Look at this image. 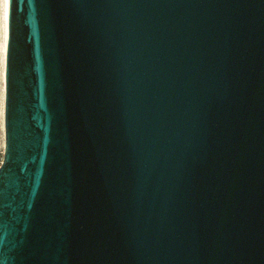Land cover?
<instances>
[{"label":"water","instance_id":"95a60500","mask_svg":"<svg viewBox=\"0 0 264 264\" xmlns=\"http://www.w3.org/2000/svg\"><path fill=\"white\" fill-rule=\"evenodd\" d=\"M0 264H264V0H8Z\"/></svg>","mask_w":264,"mask_h":264},{"label":"bare ground","instance_id":"6f19581e","mask_svg":"<svg viewBox=\"0 0 264 264\" xmlns=\"http://www.w3.org/2000/svg\"><path fill=\"white\" fill-rule=\"evenodd\" d=\"M1 1V12H0V28H1V48H0V76H1V98H0V114H1V127L3 126L2 121V110H3V63H4V53H5V43H6V19H7V8L8 0Z\"/></svg>","mask_w":264,"mask_h":264},{"label":"rangeland","instance_id":"374dc122","mask_svg":"<svg viewBox=\"0 0 264 264\" xmlns=\"http://www.w3.org/2000/svg\"><path fill=\"white\" fill-rule=\"evenodd\" d=\"M0 12H1V1H0ZM0 48H1V28H0ZM1 93H2V89H1V76H0V98H1ZM0 122H1V114H0ZM2 155H3V128L0 125V161L2 160Z\"/></svg>","mask_w":264,"mask_h":264}]
</instances>
